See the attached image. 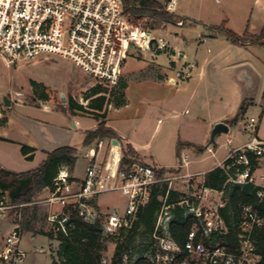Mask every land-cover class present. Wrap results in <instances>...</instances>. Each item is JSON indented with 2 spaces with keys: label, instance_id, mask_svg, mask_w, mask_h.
I'll use <instances>...</instances> for the list:
<instances>
[{
  "label": "rangeland",
  "instance_id": "374dc122",
  "mask_svg": "<svg viewBox=\"0 0 264 264\" xmlns=\"http://www.w3.org/2000/svg\"><path fill=\"white\" fill-rule=\"evenodd\" d=\"M158 1L164 3L166 0ZM171 14L174 15V20L152 28L155 21L153 18L145 17L134 22L127 13L129 23L166 41L168 48L165 46L161 50L157 42H153L149 50H143L133 41L129 42V47L124 44L121 56L123 57L126 49L127 58L122 71L130 77L126 90L129 105L118 113L110 112L106 123L121 136L131 138L153 166L162 167L179 165L185 153L192 157L190 153L194 151L207 150L206 144L210 141L213 129L212 122L217 115L227 114V118L239 117L229 132L218 135L216 144L211 145L215 149V156L206 151L203 154L206 160L202 164L194 163L191 166L190 171L193 172L196 166L207 168L216 161L223 160L228 154V139L232 138L235 145L250 141L251 131L244 130V127L251 117L259 118L262 113L260 82H264V45L233 44L219 27L224 24L227 29L249 40L257 37L264 26V0H178L176 12ZM217 34L220 35L214 38ZM139 37H142L141 33ZM243 73L250 79L247 80ZM171 77H174L175 81H170ZM121 79L126 81L122 74ZM98 85L109 90L118 89V85L96 81L70 60L56 54L45 53L35 58H22L9 66L0 59V111L3 115V109L9 108L12 102L10 108L21 115L25 111L18 102L38 104L50 101L59 109L62 122H67L74 130L73 123H68L61 109L69 110L71 101L87 105V97L92 95V89ZM45 94L50 99H46ZM4 97L10 99L9 106L5 105ZM251 100L255 103L248 104ZM227 102L229 103L226 104ZM116 103L117 99H114L111 105L115 107ZM109 107L110 104L107 112ZM78 113L83 116L73 117L78 125L75 141L80 139L82 130H96L99 125V120L89 113ZM31 130L39 140L40 137L44 140L55 139L54 129ZM99 140L94 139L85 151L82 145H78L79 151L75 154L79 157L75 170L81 179L88 164V159L84 158L83 154L95 147ZM2 141L5 140L0 138V152L6 151ZM179 143L187 145L181 148L178 156ZM195 144L201 145L199 147L203 149L198 150ZM23 145L25 144L7 147L16 154V149L22 153ZM125 145L127 144L122 142V147H126ZM107 152L108 146L103 148L100 161L106 158ZM185 172L187 171L181 170V173ZM202 176L194 174L190 178L189 188L186 178H180L173 183L172 189L183 192L186 196L197 193ZM9 182V187L4 193L5 203L9 208L0 215V249L12 231L7 233V228L11 229V220L21 226V236L24 234L18 244L24 255L19 263L12 264H52L54 259L61 261L57 256L58 241L42 234L34 238L30 230L24 233L20 223L23 219V207L12 203L9 196L17 189L18 183L12 180ZM49 195L39 192L32 205L26 209L28 216L36 206V226L47 233L55 230L56 224L61 226L57 219L55 222L49 219L50 214L59 215L60 219L63 212L58 205L50 206L43 202ZM182 198L184 196L179 195L178 199ZM97 202L103 210H122L125 197L119 193H106L99 195ZM213 204L214 201L210 198L203 206L208 209ZM141 232L127 264H133L136 251L143 249L141 243L149 241V237H144ZM104 245L102 262L108 264L116 244L109 236L105 238ZM0 264L8 263L0 260Z\"/></svg>",
  "mask_w": 264,
  "mask_h": 264
},
{
  "label": "built area",
  "instance_id": "2783aa9c",
  "mask_svg": "<svg viewBox=\"0 0 264 264\" xmlns=\"http://www.w3.org/2000/svg\"><path fill=\"white\" fill-rule=\"evenodd\" d=\"M162 5L166 11L174 13L178 0H166ZM139 32L147 33L149 43L146 46L143 45L145 38L136 36ZM130 41L143 50H149L153 42H157L159 48L166 46L165 41L152 36L150 31L129 23L123 0H0V59L8 66L22 58L56 54L70 60L96 81L115 85L120 80L121 64L127 50L123 57L121 52L124 44L129 47ZM256 128L257 119L251 117L244 130L254 132ZM112 139H100L95 147L87 150L84 157L88 159V164L81 180L76 181L70 168L63 165L54 178V189L43 201L62 208L70 204L77 206L79 217L86 222L98 221L105 235L113 234L121 227H131L139 209L149 201L158 183L168 182V189H172L174 182L186 178L189 188L190 178L194 175L188 171L181 173L190 162L185 155L177 168L163 171L136 159L124 162L121 145L114 144ZM107 146L106 158L99 161V154ZM226 147L228 154L218 164L228 175L223 187L212 189L202 181L199 191L190 193L182 201L186 207L185 214H192L198 219L206 236L223 227L219 210L229 200L228 183L252 184L258 198L257 204H264V139L253 134L247 143L235 145L230 138ZM207 151L215 156L211 145ZM247 153L255 156L257 168H252ZM226 160H229L227 164ZM106 193L124 196V208L102 210L92 203L99 195ZM213 194L217 198L206 209L203 203ZM8 208L9 205L0 197V215ZM61 216L59 219V215L50 214L49 219L52 222L57 219L65 230L68 215L62 212ZM240 217L238 227L243 236L238 249L231 250L219 243L209 248L202 241H196V230L192 229L184 247L188 256L180 259L181 247L173 240L169 230L173 214L170 206L164 202L157 215L154 237L165 254H157L151 259L156 264H190V259H196L200 264H254L252 233L254 228L264 226V214L254 204H244ZM21 234V226L17 224L0 249V260L8 264L21 261L24 255L18 247Z\"/></svg>",
  "mask_w": 264,
  "mask_h": 264
},
{
  "label": "trees",
  "instance_id": "16d2710c",
  "mask_svg": "<svg viewBox=\"0 0 264 264\" xmlns=\"http://www.w3.org/2000/svg\"><path fill=\"white\" fill-rule=\"evenodd\" d=\"M126 13L134 22L142 18L150 17L155 21L152 28H157L163 22H171L174 15L166 11L158 0H123ZM220 31L231 40L234 44L247 45L263 44L264 45V26L257 37L249 40L247 37H241L234 31L229 30L222 24ZM118 89H106L98 85L92 89V95L87 97L89 103L87 105L69 103V110L72 112H87L99 120L98 128L90 131L84 144L89 145L94 139H112L117 138L116 133L107 127V107L114 99H117V105L121 106L126 103L125 89L127 83L120 78L117 84ZM46 99H50L45 94ZM114 98V99H113ZM264 98V93H263ZM65 110V108H63ZM6 122V119H3ZM186 143H179L177 155ZM187 145V144H186ZM191 145V144H188ZM123 148V161L131 162L137 160V154L131 145H125ZM198 150L203 147H196ZM36 149L29 145H23L22 153L27 159H33ZM77 149L73 146L64 145L47 152V158L36 168L25 172H12L0 167V197L5 201L4 193L9 187V180L18 183L15 191L10 193L12 203L22 205L23 219L21 225L24 230H30L33 233H41L59 242L57 256L61 261L53 260L52 264H103V251L105 250L104 240L106 237L112 238L115 242V249L108 264H127L129 258L134 252L135 242L140 235V230L144 237H149L147 243L142 242L143 249L136 251L137 255L133 260V264H156L151 257L159 254L163 256L165 253L159 248L157 239L154 237L156 232V221L158 212L164 205V202L170 206L173 219L170 221L169 230L173 240L181 247L179 258L188 256L184 250L185 243L188 239V233L196 230V241H202L207 247H212L216 243L226 246L228 249L235 250L239 247V240L243 236L238 227L241 215V207L244 204H254L264 214V204H257L258 198L252 184L233 185L228 183L229 200L225 207L220 208L219 212L223 219V227L209 234H203L198 219L192 214H185L186 194L175 189H168V182H160L154 186L149 201L142 206L137 217L131 227H121L117 233L105 235L100 228L99 222H86L79 217L77 206L70 204L63 208L65 215H68L67 221L64 223L65 230L56 224V229L47 233L40 230L36 226V206L33 212L27 216V206L32 205L35 196L45 188L54 189V178L57 176L60 168L67 165L72 170L77 161L75 154ZM251 161L252 168L258 167V161L251 153H247ZM226 164L229 160L225 161ZM160 171L165 170L163 168ZM172 171V170H171ZM228 175L226 171L217 166L209 170L203 179L206 187L212 189H220L227 182ZM168 192V194H167ZM179 195L184 196L178 199ZM167 196V198H165ZM165 199V200H164ZM97 206V199L92 201ZM62 218V216H60ZM252 239L255 243V263L264 264V226L254 228ZM190 264H200L196 259H190Z\"/></svg>",
  "mask_w": 264,
  "mask_h": 264
},
{
  "label": "crops",
  "instance_id": "0c3cea01",
  "mask_svg": "<svg viewBox=\"0 0 264 264\" xmlns=\"http://www.w3.org/2000/svg\"><path fill=\"white\" fill-rule=\"evenodd\" d=\"M218 35H220V34H217L216 36H213V37L217 38ZM247 45H251V44H247ZM166 46H167L166 48H168L167 42H166ZM161 50H163V48ZM126 58H127V56L123 59L122 64H121V74L125 77V79H126L125 82L127 83V88H128L129 84H130V79H129L130 77L127 76L126 74H124V72L122 71V66H123V63L126 60ZM242 69H244V68H242ZM243 76L247 80L250 79V77L246 76V74H244V73H243ZM120 78H121V75H120ZM170 81H172V82L175 81V78L171 77ZM260 83H261V87H262L261 93H262V100H263L261 107L263 110H262V113L260 114L259 118L254 117L257 119V128L254 132H251V137L253 134H256L259 138L264 139V98H263L264 82L261 81ZM127 88L125 89V95L127 93L126 92ZM228 103L229 102H227L226 104H228ZM253 103H255L253 100L248 102V104H253ZM17 104L19 106H22V108H24L23 110L25 112L23 111L24 113H22L21 115L16 114L15 110L10 108V107H12L13 102L9 108L3 109L5 112L4 115L0 111V138H3L5 140L2 142H3V144H5V150H6L4 152H0V167L7 169V170H10L12 172H17V173L25 172V171H28V170H31V169L38 167L47 158V152L52 151L57 147L69 145V146L75 147L77 149V151H79L78 145H82V149L84 151L87 148V145L84 144V140H85L87 134L90 131H94V130H82L80 132V134H81L80 139L75 141L76 136H77L76 132L78 130V125L74 122L73 117H80L83 115H80L78 112L74 113V112H70L69 110H66V109L65 110L61 109L62 114H65L66 120L68 121V123L69 122L73 123L74 130H72L67 125V122L66 123L62 122V115H61V113H59V111H58L59 109L56 108V106L50 101L41 102L38 104H26L23 102H18ZM128 105H129V103L127 100V96H126V103L124 105L113 107L110 104L109 110L107 112L106 121L109 120L110 112L118 113V111L122 110L123 108L128 107ZM3 119H6V122H4ZM238 119H239V117L227 118V114H219L213 120L212 125L214 126L216 123L223 121V122L228 123L229 127L231 128V126L233 124L237 123ZM106 125H107V127L112 129L116 133V135H117L116 139L119 141L121 147H122V142L131 145V147L133 148V150L137 154L138 160L151 164L150 162H148L145 159L146 156H143L142 151H140L137 144L134 141H132L131 138H129L128 136H125V137L121 136L117 132V130H115L112 126H109L108 123H106ZM47 128H51V129L55 130L54 132L56 135H55L54 140H44L41 137H40L41 140H39L36 136H34V134L32 133V130H31V129L44 130ZM230 128H229V130H230ZM216 141H217V136H216ZM21 143H24L25 145H29V146L34 147L36 149L33 159H31V160L27 159L26 156H24L19 151V149H16L17 152L15 154V152L13 153L7 147V146L10 147L11 145L13 146V144L14 145L18 144L20 146ZM245 143H247V142H245ZM245 143L237 144V145H243ZM195 145L201 146L198 144H195ZM213 150L215 152V149H213ZM206 151L207 150H204L203 152L194 151L193 153H190L192 155V157L190 155H187L186 153L183 154V155L187 156L188 159L190 160L187 167L183 168V170L191 172L190 171V170H192L191 166L194 163L202 164L206 160V157L203 156V154L206 153ZM207 152H209V151H207ZM100 155H101V153L99 154V157H98L99 161L101 160ZM83 156H84V154H83ZM77 157H79V156H77ZM223 160L216 161L215 164H212L211 166H208L207 168H202V167L198 168L196 166V169L194 168L193 172H191V173L196 174V175H201V176L203 175L201 177V180L203 181L205 174L209 170L217 167L219 162H221ZM178 166L179 165L162 166V167L160 166L159 167L156 165L157 168H163L166 170L175 169ZM71 174L76 181L81 179L76 174L75 166L71 170ZM42 192L47 193L49 195L51 193V190L49 188H45L42 190ZM211 198L213 199V201H215L217 197H215V194H213ZM54 205H58V204H54ZM54 205H50V206H54ZM97 205H98V202H97ZM58 206L60 208H62L60 205H58ZM9 222L11 225L10 226L11 229L7 228V233L10 232L18 224V223L15 224L11 220ZM7 224H6V226H7ZM25 231L26 230H24V233H25ZM31 233L33 234L34 238L36 235L41 234V233H33V232H31ZM42 235H44V234H42ZM19 243H20V241H19Z\"/></svg>",
  "mask_w": 264,
  "mask_h": 264
},
{
  "label": "water",
  "instance_id": "95a60500",
  "mask_svg": "<svg viewBox=\"0 0 264 264\" xmlns=\"http://www.w3.org/2000/svg\"><path fill=\"white\" fill-rule=\"evenodd\" d=\"M62 99H65V97H62ZM4 103L5 105L9 106L11 104V101L8 97H4ZM229 124L226 122H218L213 126L212 132H211V137L210 141L207 143V145H212L216 144V136L221 135L223 133H228L229 132ZM112 142L116 145H119V141L116 138L112 139Z\"/></svg>",
  "mask_w": 264,
  "mask_h": 264
},
{
  "label": "bare ground",
  "instance_id": "6f19581e",
  "mask_svg": "<svg viewBox=\"0 0 264 264\" xmlns=\"http://www.w3.org/2000/svg\"><path fill=\"white\" fill-rule=\"evenodd\" d=\"M139 33H141V32H139ZM139 33L138 34H136V36L137 37H139ZM142 37H144L145 38V42L143 43V45L144 46H146L149 42H148V35H147V33H145V34H142Z\"/></svg>",
  "mask_w": 264,
  "mask_h": 264
}]
</instances>
